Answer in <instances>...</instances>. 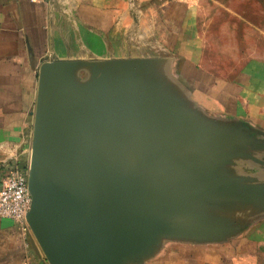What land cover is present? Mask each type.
I'll list each match as a JSON object with an SVG mask.
<instances>
[{
    "label": "crops",
    "instance_id": "1",
    "mask_svg": "<svg viewBox=\"0 0 264 264\" xmlns=\"http://www.w3.org/2000/svg\"><path fill=\"white\" fill-rule=\"evenodd\" d=\"M198 14L196 0H0V178L30 162L41 68L56 61L55 105L72 107L62 112H120L201 151L168 169L153 162L146 182L264 186V63L232 76L205 67ZM171 204L181 230L158 236L144 264L264 238V195L197 189ZM0 264L47 260L32 230L0 218Z\"/></svg>",
    "mask_w": 264,
    "mask_h": 264
},
{
    "label": "water",
    "instance_id": "2",
    "mask_svg": "<svg viewBox=\"0 0 264 264\" xmlns=\"http://www.w3.org/2000/svg\"><path fill=\"white\" fill-rule=\"evenodd\" d=\"M57 65L41 68L28 172L27 220L50 264L143 263L158 236L181 230L182 219L171 204L176 193L264 195V186L153 177L152 184L146 182L144 172L154 169L153 162L168 169L175 167L172 158H194L201 151L120 112H62L72 107L64 100L55 105Z\"/></svg>",
    "mask_w": 264,
    "mask_h": 264
},
{
    "label": "rangeland",
    "instance_id": "3",
    "mask_svg": "<svg viewBox=\"0 0 264 264\" xmlns=\"http://www.w3.org/2000/svg\"><path fill=\"white\" fill-rule=\"evenodd\" d=\"M196 4L199 53L205 67L232 76L250 60L264 63V0H196ZM29 166L23 160L20 169L29 171ZM218 244V251L177 252L159 264H264V238H227Z\"/></svg>",
    "mask_w": 264,
    "mask_h": 264
},
{
    "label": "built area",
    "instance_id": "4",
    "mask_svg": "<svg viewBox=\"0 0 264 264\" xmlns=\"http://www.w3.org/2000/svg\"><path fill=\"white\" fill-rule=\"evenodd\" d=\"M28 172L16 168L10 174L0 178V218L15 221L25 232L31 231L27 220L32 205Z\"/></svg>",
    "mask_w": 264,
    "mask_h": 264
}]
</instances>
